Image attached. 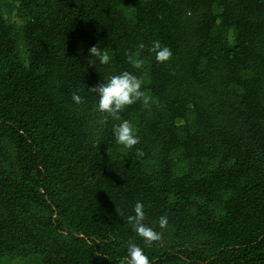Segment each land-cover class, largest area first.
Segmentation results:
<instances>
[{
    "label": "trees",
    "instance_id": "1",
    "mask_svg": "<svg viewBox=\"0 0 264 264\" xmlns=\"http://www.w3.org/2000/svg\"><path fill=\"white\" fill-rule=\"evenodd\" d=\"M123 71L153 98L120 113L133 148L89 89ZM130 241L151 264H264V0H0V264H121Z\"/></svg>",
    "mask_w": 264,
    "mask_h": 264
},
{
    "label": "clouds",
    "instance_id": "2",
    "mask_svg": "<svg viewBox=\"0 0 264 264\" xmlns=\"http://www.w3.org/2000/svg\"><path fill=\"white\" fill-rule=\"evenodd\" d=\"M140 49L144 48L143 44L139 45ZM150 51L155 55L159 63H165L172 57V51L167 46L162 45L158 40L152 42ZM128 63L134 69H142L144 66L143 59L140 58V52H126ZM89 56L98 58L101 64L107 65L110 62V56L106 51H102L99 45H94L89 49ZM144 81L129 71H123L116 75L106 78V82L99 83L95 87L89 88L98 96L96 110L106 114L105 119L111 117L113 120L120 121L113 128L115 141L124 148H133L139 141L138 135L134 131L132 123L128 120H122L120 113L126 107L140 102L145 109L150 110L152 106V96L142 90ZM76 104H82L83 98L74 93L72 97ZM134 214L126 218L127 223L135 233L143 239L145 245L151 246L154 242L161 239V234L154 228L146 225L145 209L142 202H136L134 205ZM159 228L165 229L168 226V217L163 215L158 221ZM121 264H151L149 257L145 254L143 248L134 242H129L127 247V256L121 260Z\"/></svg>",
    "mask_w": 264,
    "mask_h": 264
}]
</instances>
